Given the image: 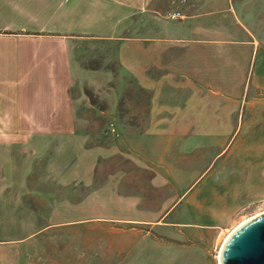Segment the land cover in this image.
<instances>
[{"label":"crops","instance_id":"0c3cea01","mask_svg":"<svg viewBox=\"0 0 264 264\" xmlns=\"http://www.w3.org/2000/svg\"><path fill=\"white\" fill-rule=\"evenodd\" d=\"M112 59L142 129L95 141ZM263 192L264 0H0V264L54 229L109 257L204 243Z\"/></svg>","mask_w":264,"mask_h":264},{"label":"rangeland","instance_id":"374dc122","mask_svg":"<svg viewBox=\"0 0 264 264\" xmlns=\"http://www.w3.org/2000/svg\"><path fill=\"white\" fill-rule=\"evenodd\" d=\"M182 2H186V0H182ZM103 62L100 64V67L112 70L117 76L116 83L112 84L119 92L117 97L120 98V126H115L117 131L116 134L122 135V133L131 130L140 131L142 129L141 127L128 126L133 120L142 117V112L138 111L137 113L136 111L130 110L128 107L129 102H131L130 99L134 98V103H139L141 101L140 99H142V96L139 91V86L136 82L130 81L125 77L123 70L120 69L119 64H116L114 59L110 62L109 60ZM128 88H133L135 94H126ZM87 93L91 101L93 98L96 100V103H93V101L91 102L95 110H88L85 112V116L95 121V125L90 127V132L93 134V140L99 141L104 135L111 134L109 129L112 119L109 113V104L107 100H101L92 90L87 89ZM200 154L205 155L208 153L201 152ZM109 164V168L113 169L126 165L125 160L120 156L110 160ZM127 165H129V163H127ZM199 165L203 166L205 164L200 161ZM74 194L76 195L77 192ZM262 211H264V192L262 198L255 200V202L249 205L242 206L236 212L228 226L224 227L222 230H215L207 234L205 233V235L201 234L202 238H204V243L191 240V242L189 241L186 243L187 245L171 246L170 242L166 240L162 242L164 247L160 246L157 250L151 251L153 248L149 246L148 250H143L141 254L136 255H114L109 257L100 253L101 244H94L92 235H90L92 232H85L87 241L84 243L83 240H79L76 235H72L67 239L62 236L60 231L54 229L42 239L44 243L43 252L45 249L47 255H43V252H39L37 257L38 264H61L62 261H65V257H69L70 264H220V251L226 239L229 237L230 232L245 219Z\"/></svg>","mask_w":264,"mask_h":264},{"label":"water","instance_id":"95a60500","mask_svg":"<svg viewBox=\"0 0 264 264\" xmlns=\"http://www.w3.org/2000/svg\"><path fill=\"white\" fill-rule=\"evenodd\" d=\"M220 264H264V212L229 236L220 251Z\"/></svg>","mask_w":264,"mask_h":264},{"label":"built area","instance_id":"2783aa9c","mask_svg":"<svg viewBox=\"0 0 264 264\" xmlns=\"http://www.w3.org/2000/svg\"><path fill=\"white\" fill-rule=\"evenodd\" d=\"M169 17L170 18H172V19H177V18H180L181 17V13H179V12H177V13H174V14H172V15H169ZM110 131H111V133L112 134H116V127L114 126V125H111L110 126ZM117 135V134H116ZM262 212H264V211H262ZM259 214V213H258ZM255 216V215H254ZM254 216H251V217H249V218H252V217H254Z\"/></svg>","mask_w":264,"mask_h":264},{"label":"bare ground","instance_id":"6f19581e","mask_svg":"<svg viewBox=\"0 0 264 264\" xmlns=\"http://www.w3.org/2000/svg\"><path fill=\"white\" fill-rule=\"evenodd\" d=\"M260 214H262V212H260L259 214H256L255 216H258V215H260ZM253 218V217H252ZM249 219H251V218H248V219H245L244 221H242L234 230H232L231 232H230V234H229V236L241 225V224H243L244 222H246V221H248ZM229 238V237H228ZM227 238V239H228ZM227 239H226V241H227ZM225 244V243H224ZM219 259H220V256H219Z\"/></svg>","mask_w":264,"mask_h":264},{"label":"trees","instance_id":"16d2710c","mask_svg":"<svg viewBox=\"0 0 264 264\" xmlns=\"http://www.w3.org/2000/svg\"><path fill=\"white\" fill-rule=\"evenodd\" d=\"M91 98H92V96H91ZM92 101H93V103H96V100H94L93 98H92Z\"/></svg>","mask_w":264,"mask_h":264}]
</instances>
